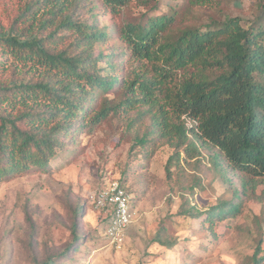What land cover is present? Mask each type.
<instances>
[{
	"label": "trees",
	"instance_id": "trees-1",
	"mask_svg": "<svg viewBox=\"0 0 264 264\" xmlns=\"http://www.w3.org/2000/svg\"><path fill=\"white\" fill-rule=\"evenodd\" d=\"M186 1L161 12L158 0H24L0 35L1 56L12 61L6 71L0 67V181L48 172L80 130L115 116L127 120L132 149L144 159L164 146L173 151L167 178L173 161L188 165L203 150L245 186L264 184V1L254 0L251 19L200 22L194 10L210 3ZM133 9V19L122 17ZM100 14L113 22L116 47H108ZM238 200L181 215L209 229L237 218ZM73 226L74 243L59 258L81 239ZM155 242L173 247L159 236ZM262 243L249 264H264Z\"/></svg>",
	"mask_w": 264,
	"mask_h": 264
},
{
	"label": "rangeland",
	"instance_id": "rangeland-1",
	"mask_svg": "<svg viewBox=\"0 0 264 264\" xmlns=\"http://www.w3.org/2000/svg\"><path fill=\"white\" fill-rule=\"evenodd\" d=\"M158 1L161 12L187 3ZM207 1L210 5L194 10L199 22L225 16L251 19L257 12L254 0ZM23 2L0 0V35L6 33ZM136 15L133 9L122 17ZM98 24L109 34L108 47H116L109 16L100 14ZM11 62L0 53L3 71ZM126 123L125 118L110 116L96 130L83 128L65 151L50 160L48 172L0 181V264H40L52 259L62 264H249L260 240L264 251L263 183L252 179L245 186L239 173L224 161L220 169L215 168L209 152L203 150L188 165L178 167L173 161L167 178L165 165L173 151L164 146L151 159H144L132 149L134 135ZM113 181L121 182L131 195L136 213L120 249L109 245L105 235L107 211L97 210L91 201ZM236 199L239 216L209 229L181 215L189 208L204 213ZM76 206L81 208L78 216L72 213ZM74 224L81 239L67 258H59L74 243ZM156 236L173 247L160 246Z\"/></svg>",
	"mask_w": 264,
	"mask_h": 264
},
{
	"label": "built area",
	"instance_id": "built-area-1",
	"mask_svg": "<svg viewBox=\"0 0 264 264\" xmlns=\"http://www.w3.org/2000/svg\"><path fill=\"white\" fill-rule=\"evenodd\" d=\"M97 210L107 211L105 229L109 245L120 249L126 241V230L133 222L136 213L132 210V197L119 181L111 182L91 198Z\"/></svg>",
	"mask_w": 264,
	"mask_h": 264
}]
</instances>
